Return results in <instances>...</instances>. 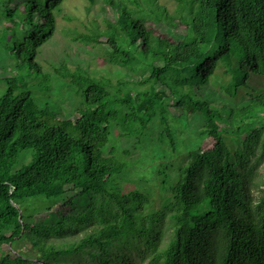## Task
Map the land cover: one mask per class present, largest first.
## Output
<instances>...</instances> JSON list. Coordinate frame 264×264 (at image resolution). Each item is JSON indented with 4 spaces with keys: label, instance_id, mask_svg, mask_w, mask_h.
<instances>
[{
    "label": "trees",
    "instance_id": "1",
    "mask_svg": "<svg viewBox=\"0 0 264 264\" xmlns=\"http://www.w3.org/2000/svg\"><path fill=\"white\" fill-rule=\"evenodd\" d=\"M64 1L0 0V20L8 22L0 44L12 61L0 76V264H264V183L255 182L264 158V90L227 114L201 96L219 62L232 72L233 89L250 88L251 73L264 74V0H180L185 26L174 25L157 0H103L115 17L84 42H101L104 59L145 89L124 91L128 80L63 63L55 76L77 100L68 115L39 102L54 74L37 60ZM152 16L183 34L158 33L147 22ZM167 104L202 115L214 144L189 152L169 203L147 212L149 198L118 181L127 163L116 147L106 149L115 125L139 140ZM230 140L240 145L235 151ZM25 150L32 158L17 168ZM159 172L167 184L166 170ZM38 197L66 199L37 220L21 203ZM166 219L170 235L162 243ZM18 241L29 242L33 254L18 250Z\"/></svg>",
    "mask_w": 264,
    "mask_h": 264
},
{
    "label": "rangeland",
    "instance_id": "2",
    "mask_svg": "<svg viewBox=\"0 0 264 264\" xmlns=\"http://www.w3.org/2000/svg\"><path fill=\"white\" fill-rule=\"evenodd\" d=\"M180 0H157V4L164 7L169 19H175L174 25L185 26L179 19L178 14L181 8ZM103 0H65L57 13V25L53 37L40 49L37 57L44 71L54 74L53 89L50 92L40 94L41 104L49 102L61 113L72 114L77 104L75 95L65 79L56 77L54 68L61 64H66L70 69L83 66L97 77L110 78L114 83L119 80L130 81L129 73L118 65L108 63L104 59L105 46L101 42L91 40L88 44L84 42L83 36H92L96 27L104 29V18L115 17L112 8L104 10ZM129 7L137 9L132 2H128ZM150 26L155 27L158 33L172 38H178L183 33L178 27H173L166 18L163 21L156 20L153 16L147 20ZM8 25L6 20H0V32ZM12 62L5 54L0 44V76L9 73L1 68L4 64ZM238 61L233 59V67ZM233 74L223 62H219L214 75L209 83L204 87L201 96L211 100L220 108L224 114L228 110L242 105L250 97V93L258 94L264 90V74L251 73L248 79L249 87L238 85L235 89L233 85ZM236 85V83L234 84ZM136 89H145L143 85L136 86L129 82L124 91L133 92ZM5 90V82L0 81V96ZM171 102L173 99L170 100ZM166 106V107H165ZM159 111L158 117L145 129L144 137L128 138L121 135L119 126H114L110 145L116 147L119 157L127 163L122 177L118 179L124 191L137 190L145 194L149 201L146 204L147 212H156L162 209L171 200L170 186L176 183L179 168L188 158V154L196 149H209L214 144L212 137L203 134L204 117L202 115H191L182 113L173 104L165 105ZM226 112V113H225ZM163 117L166 123H163ZM223 128H228L221 123ZM231 130V128H230ZM171 134L170 138L168 135ZM174 135V140H173ZM228 136V134H227ZM239 143L234 140L228 142L231 151L239 147ZM263 149L259 147L257 156H260ZM32 158V150H25L17 163V168L28 163ZM255 157L252 158L254 160ZM168 165V166H167ZM167 168V169H166ZM162 172L166 170L169 175L167 184H163L165 177ZM255 182L262 187L264 183V158L257 167ZM256 190L254 195L257 196ZM66 197L60 199H47L44 197L29 198L21 203L23 209L41 220L48 214L47 207L52 206L57 209L65 201ZM62 207V206H61ZM70 209L68 206L64 210ZM50 219V218H49ZM52 219V218H51ZM170 223L166 219L163 224L162 243L169 239ZM58 241V240H57ZM30 243L18 241L16 248L21 252L32 255ZM4 250L0 246V251Z\"/></svg>",
    "mask_w": 264,
    "mask_h": 264
},
{
    "label": "water",
    "instance_id": "3",
    "mask_svg": "<svg viewBox=\"0 0 264 264\" xmlns=\"http://www.w3.org/2000/svg\"><path fill=\"white\" fill-rule=\"evenodd\" d=\"M20 209V208H19Z\"/></svg>",
    "mask_w": 264,
    "mask_h": 264
}]
</instances>
